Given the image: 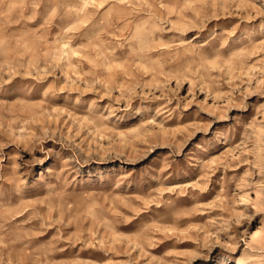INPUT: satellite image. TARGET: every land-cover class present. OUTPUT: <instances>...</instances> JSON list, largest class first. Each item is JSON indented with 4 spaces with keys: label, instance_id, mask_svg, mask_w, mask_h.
<instances>
[{
    "label": "rangeland",
    "instance_id": "obj_1",
    "mask_svg": "<svg viewBox=\"0 0 264 264\" xmlns=\"http://www.w3.org/2000/svg\"><path fill=\"white\" fill-rule=\"evenodd\" d=\"M0 264H264V0H0Z\"/></svg>",
    "mask_w": 264,
    "mask_h": 264
}]
</instances>
